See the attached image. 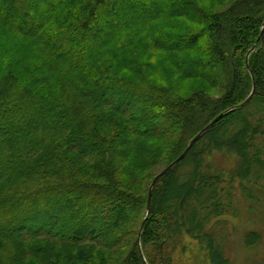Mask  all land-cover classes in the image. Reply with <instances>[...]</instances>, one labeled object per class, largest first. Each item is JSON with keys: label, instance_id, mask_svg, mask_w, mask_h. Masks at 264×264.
I'll return each instance as SVG.
<instances>
[{"label": "trees", "instance_id": "16d2710c", "mask_svg": "<svg viewBox=\"0 0 264 264\" xmlns=\"http://www.w3.org/2000/svg\"><path fill=\"white\" fill-rule=\"evenodd\" d=\"M201 1L0 0V264H175L186 235L232 264L206 157L263 185L264 0ZM231 108L158 179L144 260L154 177Z\"/></svg>", "mask_w": 264, "mask_h": 264}, {"label": "rangeland", "instance_id": "374dc122", "mask_svg": "<svg viewBox=\"0 0 264 264\" xmlns=\"http://www.w3.org/2000/svg\"><path fill=\"white\" fill-rule=\"evenodd\" d=\"M217 1L201 2L211 7ZM233 1H229V4ZM206 163L210 165V171H217L222 175V186L227 193L226 199L228 198L226 202L231 203L225 214L212 221L213 232L224 246L226 257L232 264H264V181L259 186L241 181L237 177L233 179L239 158L226 151H214L206 157ZM243 184L252 189V196L247 194ZM251 231L258 232L260 239L249 246L247 237ZM204 250L197 239L186 235L174 253L175 264H212Z\"/></svg>", "mask_w": 264, "mask_h": 264}, {"label": "water", "instance_id": "95a60500", "mask_svg": "<svg viewBox=\"0 0 264 264\" xmlns=\"http://www.w3.org/2000/svg\"><path fill=\"white\" fill-rule=\"evenodd\" d=\"M260 38L263 41L264 40V22H263V26H262V30H261V34H260ZM256 51V46L254 48H252L250 50V52L247 55V69L250 71L252 78H253V89L251 94L248 96V98L238 107H243L245 106L250 99L252 98V96L254 95L255 91H256V82H255V78H254V74L250 68L249 65V57L250 54L252 52ZM236 108V107H235ZM235 108H231L226 110L225 112H222L221 114H219L217 117H215L203 130H201L187 145V147L185 148V150L178 156V158H176L172 163H170L168 166H166L163 170H161L153 179L151 185H150V189H149V194H148V203H147V210H146V216L141 224L140 230H139V235H138V242H139V247H140V251H141V255L143 256L144 260V254L142 251V247H141V237H142V233L146 224V221L148 219L149 213L151 211V204H152V198H153V190L154 187L158 181V179L165 175L166 173H168L170 170H172L186 155L187 153L190 151V149L193 147V145L204 135L206 134L218 121H220L222 118L225 117V115L227 113H229L230 111H232Z\"/></svg>", "mask_w": 264, "mask_h": 264}]
</instances>
